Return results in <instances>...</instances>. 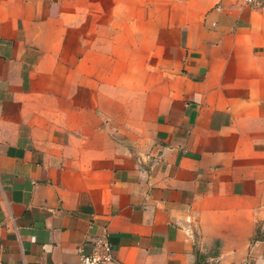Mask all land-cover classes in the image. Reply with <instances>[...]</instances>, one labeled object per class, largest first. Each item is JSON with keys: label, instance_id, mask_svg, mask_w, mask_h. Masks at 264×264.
Returning a JSON list of instances; mask_svg holds the SVG:
<instances>
[{"label": "crops", "instance_id": "1", "mask_svg": "<svg viewBox=\"0 0 264 264\" xmlns=\"http://www.w3.org/2000/svg\"><path fill=\"white\" fill-rule=\"evenodd\" d=\"M264 264V4L0 0V264Z\"/></svg>", "mask_w": 264, "mask_h": 264}, {"label": "built area", "instance_id": "2", "mask_svg": "<svg viewBox=\"0 0 264 264\" xmlns=\"http://www.w3.org/2000/svg\"><path fill=\"white\" fill-rule=\"evenodd\" d=\"M250 6H262L264 0H242ZM114 260L113 246L106 237L99 238L95 241L92 252L81 254L78 262L75 264H106Z\"/></svg>", "mask_w": 264, "mask_h": 264}, {"label": "rangeland", "instance_id": "3", "mask_svg": "<svg viewBox=\"0 0 264 264\" xmlns=\"http://www.w3.org/2000/svg\"><path fill=\"white\" fill-rule=\"evenodd\" d=\"M170 1H174V0H170ZM175 1H177V0H175ZM178 1H181V0H178Z\"/></svg>", "mask_w": 264, "mask_h": 264}]
</instances>
